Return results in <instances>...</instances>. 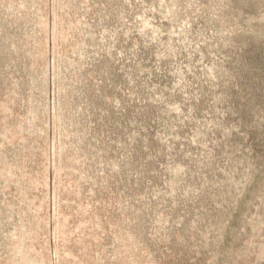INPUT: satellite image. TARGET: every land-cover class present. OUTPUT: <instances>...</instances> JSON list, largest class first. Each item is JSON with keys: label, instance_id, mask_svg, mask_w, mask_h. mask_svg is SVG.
I'll return each mask as SVG.
<instances>
[{"label": "rangeland", "instance_id": "obj_1", "mask_svg": "<svg viewBox=\"0 0 264 264\" xmlns=\"http://www.w3.org/2000/svg\"><path fill=\"white\" fill-rule=\"evenodd\" d=\"M0 264H264V0H0Z\"/></svg>", "mask_w": 264, "mask_h": 264}]
</instances>
